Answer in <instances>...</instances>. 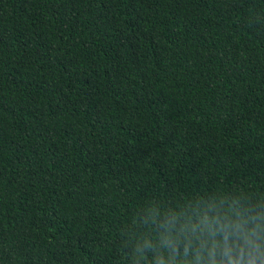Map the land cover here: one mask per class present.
<instances>
[{"label": "trees", "instance_id": "obj_1", "mask_svg": "<svg viewBox=\"0 0 264 264\" xmlns=\"http://www.w3.org/2000/svg\"><path fill=\"white\" fill-rule=\"evenodd\" d=\"M0 264H264V0H0Z\"/></svg>", "mask_w": 264, "mask_h": 264}]
</instances>
